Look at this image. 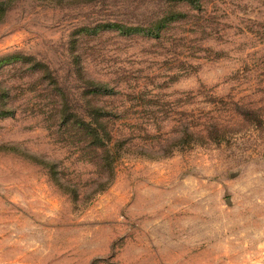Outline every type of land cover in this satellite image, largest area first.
<instances>
[{
  "label": "rangeland",
  "instance_id": "374dc122",
  "mask_svg": "<svg viewBox=\"0 0 264 264\" xmlns=\"http://www.w3.org/2000/svg\"><path fill=\"white\" fill-rule=\"evenodd\" d=\"M0 3V264H264V0Z\"/></svg>",
  "mask_w": 264,
  "mask_h": 264
},
{
  "label": "trees",
  "instance_id": "16d2710c",
  "mask_svg": "<svg viewBox=\"0 0 264 264\" xmlns=\"http://www.w3.org/2000/svg\"><path fill=\"white\" fill-rule=\"evenodd\" d=\"M177 1H179V2H188L191 5H199V6H201V3H202V0H177ZM105 88H107V87L105 86ZM81 125H82L85 133H87L88 130L89 131H93L94 137L97 138V141L100 142V146L103 147V149L101 150V154L102 155L103 154L106 155L107 159H108L109 155H110V151H108V141H105V139L103 138V135H102V131L101 130H103V129H100V128H98V130L96 128L94 129L92 124H88V123H86L84 121H82ZM104 134L106 136H109V133H108V131L106 129H104ZM102 161L105 162V157H103Z\"/></svg>",
  "mask_w": 264,
  "mask_h": 264
}]
</instances>
